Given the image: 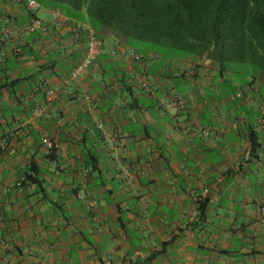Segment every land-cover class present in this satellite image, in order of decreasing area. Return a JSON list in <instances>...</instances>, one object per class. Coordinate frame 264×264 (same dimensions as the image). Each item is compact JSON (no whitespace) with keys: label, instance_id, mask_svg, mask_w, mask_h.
<instances>
[{"label":"crops","instance_id":"0c3cea01","mask_svg":"<svg viewBox=\"0 0 264 264\" xmlns=\"http://www.w3.org/2000/svg\"><path fill=\"white\" fill-rule=\"evenodd\" d=\"M24 1L0 0V264H264V85L106 39L71 78L80 24Z\"/></svg>","mask_w":264,"mask_h":264},{"label":"trees","instance_id":"16d2710c","mask_svg":"<svg viewBox=\"0 0 264 264\" xmlns=\"http://www.w3.org/2000/svg\"><path fill=\"white\" fill-rule=\"evenodd\" d=\"M36 1L89 26L98 38L114 46L164 60L209 59L218 65L220 76L230 73L229 79L242 93L244 86L255 81L264 85V0ZM256 137L252 132L251 151L257 146ZM42 157L55 161L54 146ZM40 172L37 160H32L22 185L36 181Z\"/></svg>","mask_w":264,"mask_h":264},{"label":"built area","instance_id":"2783aa9c","mask_svg":"<svg viewBox=\"0 0 264 264\" xmlns=\"http://www.w3.org/2000/svg\"><path fill=\"white\" fill-rule=\"evenodd\" d=\"M26 8L30 10V12L33 14L34 11L39 9L41 5L36 0H25L24 1ZM52 17H53V23L55 25H59V23L65 18L62 11L59 9H53L52 11ZM32 25L35 27H42V23L40 19L37 17L32 18ZM79 28L83 30L86 36V49L84 53V59L81 63L77 64L70 72L71 78H76L81 72H83L85 69L90 67L96 60L97 57L100 55L104 42L100 38H98L95 34V31L90 28L87 25H79ZM8 32H6V35ZM109 54L114 57H138V55L129 47L126 46H111L109 49ZM193 71L191 70L190 73ZM137 81L140 86L147 87L146 81L143 78V76L138 75ZM177 105L179 108H185L186 103L183 99L177 98ZM247 157H249V152L246 154Z\"/></svg>","mask_w":264,"mask_h":264},{"label":"rangeland","instance_id":"374dc122","mask_svg":"<svg viewBox=\"0 0 264 264\" xmlns=\"http://www.w3.org/2000/svg\"><path fill=\"white\" fill-rule=\"evenodd\" d=\"M197 60H200L199 58L196 57ZM197 60L195 62H197ZM249 79V78H248ZM245 83V82H244Z\"/></svg>","mask_w":264,"mask_h":264}]
</instances>
